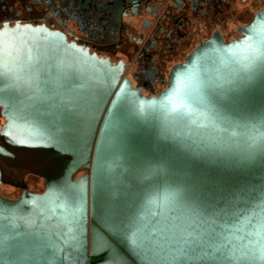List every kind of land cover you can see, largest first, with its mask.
Here are the masks:
<instances>
[{"label":"water","instance_id":"95a60500","mask_svg":"<svg viewBox=\"0 0 264 264\" xmlns=\"http://www.w3.org/2000/svg\"><path fill=\"white\" fill-rule=\"evenodd\" d=\"M126 70L0 26V184L20 190L0 194V264H264V7L156 94Z\"/></svg>","mask_w":264,"mask_h":264},{"label":"flooded vegetation","instance_id":"af4514ba","mask_svg":"<svg viewBox=\"0 0 264 264\" xmlns=\"http://www.w3.org/2000/svg\"><path fill=\"white\" fill-rule=\"evenodd\" d=\"M263 7L264 0H0V26L58 30L91 51L123 59L132 84L156 94L164 87L160 79L200 40L216 31L225 40L236 37ZM3 123L0 115V128ZM24 182L29 192L43 189L36 176ZM0 194L16 198L20 190L0 184Z\"/></svg>","mask_w":264,"mask_h":264},{"label":"rangeland","instance_id":"374dc122","mask_svg":"<svg viewBox=\"0 0 264 264\" xmlns=\"http://www.w3.org/2000/svg\"><path fill=\"white\" fill-rule=\"evenodd\" d=\"M3 195V194H2ZM5 196V195H4ZM7 197H9V196H7ZM10 198H12L11 196H10Z\"/></svg>","mask_w":264,"mask_h":264}]
</instances>
